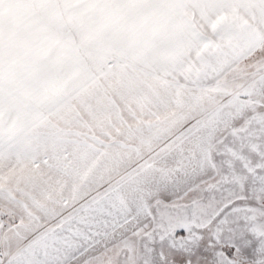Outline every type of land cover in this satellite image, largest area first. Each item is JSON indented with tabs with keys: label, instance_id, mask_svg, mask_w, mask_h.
<instances>
[{
	"label": "snow or ice",
	"instance_id": "1",
	"mask_svg": "<svg viewBox=\"0 0 264 264\" xmlns=\"http://www.w3.org/2000/svg\"><path fill=\"white\" fill-rule=\"evenodd\" d=\"M0 264H264V0H0Z\"/></svg>",
	"mask_w": 264,
	"mask_h": 264
}]
</instances>
